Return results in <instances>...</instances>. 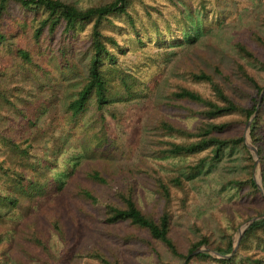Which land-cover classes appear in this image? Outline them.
<instances>
[{
	"label": "rangeland",
	"instance_id": "obj_1",
	"mask_svg": "<svg viewBox=\"0 0 264 264\" xmlns=\"http://www.w3.org/2000/svg\"><path fill=\"white\" fill-rule=\"evenodd\" d=\"M64 1L86 8L109 0ZM130 13L145 45L137 43L124 16L113 18L115 24L122 25L120 31L113 26L105 30L124 45L118 61L138 80L139 96L115 99L101 108L90 99L73 121L66 105L86 71L84 52L90 24L77 32L73 44L81 72L62 68L46 37L34 41L33 13L10 4L2 21L6 39L0 43V194L11 193L20 203L10 206L11 211L0 219V264H92L80 255L90 249L116 256L120 264H184L185 259L172 255L160 242L154 241L152 250L146 242L130 238L128 231L132 229L127 223L104 222V203L115 198L116 189L127 185L133 186L135 199L144 210L157 215L168 208L170 234L184 253L203 235L216 241L228 232L233 239L244 218L253 216L255 207L261 206L260 197L251 202L241 190L224 185L228 179L247 174L240 147L226 150L214 163L206 161L192 174L188 165L206 152L193 156L160 153V140L169 135L158 123L165 119L193 129L200 121L201 115L167 103V92L176 80L206 90L185 76L184 70L189 67L201 65L213 71L212 64L218 63L230 76L228 90L243 101L235 85L247 84L236 73L233 59L237 54L231 42L243 39L264 56L249 39L251 30L264 36V0H133ZM18 48L26 50L30 60L18 56ZM254 72L264 81L263 70ZM189 106L197 109L194 104ZM257 113L264 131V102ZM246 123L230 133L242 132L244 138ZM94 134L105 141L107 150L95 147L91 142ZM22 150L28 153L24 155ZM89 166L102 172L107 182L87 180L84 171ZM151 168L163 175L180 174L186 180V193L177 190L168 202L160 199L145 172ZM17 173L27 178L37 176L42 184L49 180L55 188L50 189L49 184L46 193L32 191L29 197L22 196L14 189ZM256 173L254 164L253 176ZM77 182L85 183L98 201L92 203L73 195ZM54 218L60 219L64 237L53 229ZM34 235L45 240L49 253L31 241ZM251 250L263 253L264 247L252 244Z\"/></svg>",
	"mask_w": 264,
	"mask_h": 264
},
{
	"label": "trees",
	"instance_id": "obj_2",
	"mask_svg": "<svg viewBox=\"0 0 264 264\" xmlns=\"http://www.w3.org/2000/svg\"><path fill=\"white\" fill-rule=\"evenodd\" d=\"M132 1L109 0L81 8L64 0H0V43L6 39L7 35L2 23L3 18L7 14L10 4L15 3L23 11L33 13L35 25L32 36L34 41L39 42L42 36L46 37L44 39L48 42L49 49L59 66L79 69L81 72L74 56L73 44L77 32L86 24H90L84 52L87 57L86 71H83L82 83L74 97L66 105L68 117L77 121V117L85 109L90 99H93L97 107L101 108L115 99H133L139 96L138 80L132 77V74L125 70L118 61V55L124 54V45L113 34L105 30L106 26L111 28L113 26L120 31L122 25L115 24L113 18L124 16L128 26L135 32L137 43L145 45L139 36L134 17L130 13ZM261 23L264 25V16L261 18ZM249 39L264 53V36L261 33L251 30ZM154 41H159L156 35ZM231 44L237 54V57L233 59L236 73L247 84V87H244L243 84L235 85V88L240 90L243 101L228 90L227 84L231 82L230 76L218 63L212 64L213 71L201 65L186 68L185 76L192 82L202 84L206 90L201 91L181 80H176L167 92L170 99L167 103L184 106L188 112L201 115L200 121L191 129L160 119L158 127L169 137L160 140L158 151L170 156H193L206 152L197 162L188 165V172L194 174L204 167L206 161L214 163L221 159L226 150L230 151L240 147L243 150L247 174L228 179L224 185L236 188L238 191L241 190L243 196L251 202L256 197H260L262 204L260 207L254 206L255 214L253 216H255L264 213V197L252 174L254 161L244 144L242 132L232 134L230 131L235 126L245 125L256 109L260 91L264 89V81L258 79L254 69L264 71V56L243 39H235ZM15 52L24 61L30 60V54L26 50L18 48ZM261 101L264 102V92ZM189 104H194L197 109L192 108ZM250 136L252 142L257 146L264 188V131L260 124V113L257 111L250 123ZM91 142L96 148L107 150L105 141L98 134L92 135ZM22 152L24 155L28 153L26 150H22ZM54 153L56 155L57 150H54ZM41 172L44 173V171ZM145 172L151 178L158 197L165 202H168L177 190L186 193V180L180 174L163 175L155 168L145 170ZM65 174H67L66 171ZM84 177L96 183L107 182L102 172L93 166H89L84 171ZM48 182L44 180L42 184L37 176L33 175L27 178L20 173H17L13 180L14 189L25 197L32 195V191L46 193L50 184ZM52 187L55 188L54 184H50V189ZM72 193L76 197L92 203L98 201L85 183L77 182L73 186ZM114 197L104 203V222L108 225L127 223L132 229L128 231V236L146 242L152 250L155 249L153 242L157 241L162 243L172 255L181 259H186L188 253L202 244H206L222 255L232 251V233L227 232L216 241L203 235L200 239L191 242L187 252L184 253L170 234L171 213L168 208L164 207L157 215L144 210L135 199L132 185L116 189ZM19 203V198L11 193L0 194V219L11 211L8 209L10 206L17 207ZM226 216L231 219L229 215ZM250 217L252 216H247L244 220ZM52 227L56 234L64 237L63 226L59 218L52 219ZM141 233H145L146 236H142ZM31 241L49 253V247L44 239L34 235ZM252 244L264 247V218L252 222L244 230L237 252L229 258H214L207 252H200L190 256L184 263L264 264V252L259 253L251 250ZM80 255H85L92 264H120L118 257H109L97 249H90Z\"/></svg>",
	"mask_w": 264,
	"mask_h": 264
},
{
	"label": "water",
	"instance_id": "obj_3",
	"mask_svg": "<svg viewBox=\"0 0 264 264\" xmlns=\"http://www.w3.org/2000/svg\"><path fill=\"white\" fill-rule=\"evenodd\" d=\"M263 92H264V89H262L260 91L259 99H258V103H257L255 111L252 113V115L247 120L246 128H245V134H244V142H245L246 147L248 148V150L251 153V156H252V158L254 160V164H255V167H256L257 173L254 176L255 182L257 184V187H258L261 195L264 196V188H263V185H262L261 169H260L261 162H260V158H259V155H258V150H257L256 146H254V144L252 143V141L250 139V136H249L250 123H251V120L254 117V115H255V113H256V111H257V109H258V107H259V105L261 103ZM263 218H264V213H262L260 215L252 216V217L246 219L244 222H242L240 224L237 234L233 236V239H232V241H233L232 242V251L229 254L222 255V254L218 253L217 251L207 247L205 244H202V245L196 247L195 249H193L190 253H188V255H187L186 259H185V262L190 256H192L194 254H197V253H200V252H207V253H209L210 255H212V256H214L216 258H229L236 251V249L238 247V244H239V240H240L244 230L252 222H254L256 220H259V219H263Z\"/></svg>",
	"mask_w": 264,
	"mask_h": 264
}]
</instances>
